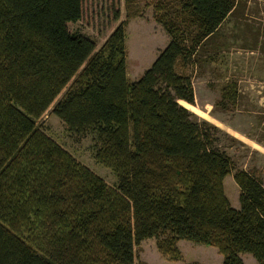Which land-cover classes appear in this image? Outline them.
<instances>
[{"label": "trees", "instance_id": "trees-1", "mask_svg": "<svg viewBox=\"0 0 264 264\" xmlns=\"http://www.w3.org/2000/svg\"><path fill=\"white\" fill-rule=\"evenodd\" d=\"M236 3L151 0L168 42L130 82L126 20L93 52L67 29L81 0H0V264H134L151 238L171 261L188 241L215 248L222 264H244V254L264 264L263 184L234 168L225 133L178 102L195 104L189 68L214 61ZM62 89L49 113L72 134L92 133L93 160L116 187L36 127ZM238 97L229 79L215 107ZM229 175L238 209L224 193Z\"/></svg>", "mask_w": 264, "mask_h": 264}, {"label": "rangeland", "instance_id": "rangeland-1", "mask_svg": "<svg viewBox=\"0 0 264 264\" xmlns=\"http://www.w3.org/2000/svg\"><path fill=\"white\" fill-rule=\"evenodd\" d=\"M236 1L221 26L218 49L209 52L214 61L189 68L195 104L180 103L225 133L224 151L234 168L254 173L264 186V0ZM128 10L126 0H81L80 18L68 22L67 29L91 39L95 52L110 32L126 20V74L132 82L150 66L167 44L168 36L154 18L151 0H134L130 6L134 15L129 17ZM229 79L236 80L239 97L233 109L222 110L215 107V102L221 86ZM64 89L35 120L36 127L107 186L116 187L115 174L93 160L92 133L72 134L49 113ZM223 188L231 207L238 209L239 188L232 175L224 179ZM156 242L151 238L139 243L134 248V264H221L223 260L213 247L179 241L181 258L171 261L158 251ZM242 259L245 264H256L249 254Z\"/></svg>", "mask_w": 264, "mask_h": 264}, {"label": "crops", "instance_id": "crops-1", "mask_svg": "<svg viewBox=\"0 0 264 264\" xmlns=\"http://www.w3.org/2000/svg\"><path fill=\"white\" fill-rule=\"evenodd\" d=\"M243 256V255H242ZM243 260V259H242ZM243 263H244V261H243ZM222 264V263H221ZM245 264V263H244ZM256 264H257V262H256Z\"/></svg>", "mask_w": 264, "mask_h": 264}, {"label": "water", "instance_id": "water-1", "mask_svg": "<svg viewBox=\"0 0 264 264\" xmlns=\"http://www.w3.org/2000/svg\"><path fill=\"white\" fill-rule=\"evenodd\" d=\"M180 103V101H178ZM181 104V103H180ZM184 106V105H183Z\"/></svg>", "mask_w": 264, "mask_h": 264}]
</instances>
